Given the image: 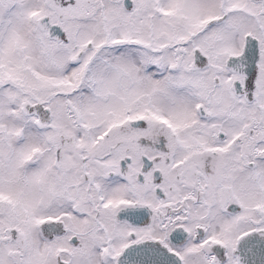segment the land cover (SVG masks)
Instances as JSON below:
<instances>
[{"label": "snow or ice", "instance_id": "obj_1", "mask_svg": "<svg viewBox=\"0 0 264 264\" xmlns=\"http://www.w3.org/2000/svg\"><path fill=\"white\" fill-rule=\"evenodd\" d=\"M0 264H264V0H0Z\"/></svg>", "mask_w": 264, "mask_h": 264}]
</instances>
